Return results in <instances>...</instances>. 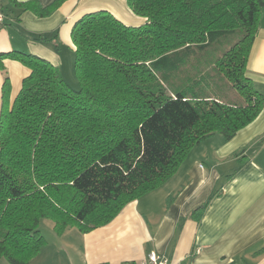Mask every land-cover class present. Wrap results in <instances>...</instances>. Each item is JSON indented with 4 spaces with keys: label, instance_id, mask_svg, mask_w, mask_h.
I'll return each instance as SVG.
<instances>
[{
    "label": "trees",
    "instance_id": "trees-1",
    "mask_svg": "<svg viewBox=\"0 0 264 264\" xmlns=\"http://www.w3.org/2000/svg\"><path fill=\"white\" fill-rule=\"evenodd\" d=\"M65 1L9 0L40 18ZM127 4L147 23L96 11L74 25L79 90L41 57L0 53V262L30 264L46 245L44 220L59 235L108 225L165 184L194 146L215 134L232 140L264 109L248 76L264 0ZM7 59L31 70L14 102ZM226 82L240 101L221 97Z\"/></svg>",
    "mask_w": 264,
    "mask_h": 264
},
{
    "label": "crops",
    "instance_id": "crops-1",
    "mask_svg": "<svg viewBox=\"0 0 264 264\" xmlns=\"http://www.w3.org/2000/svg\"><path fill=\"white\" fill-rule=\"evenodd\" d=\"M38 1L47 7L55 0ZM0 5L5 14L0 53L41 57L59 68L70 85L73 75L65 74L64 51L75 53L72 29L84 15L108 11L129 27L147 23L132 12L127 0H66L45 18L9 0H0ZM4 64L14 102L31 70L15 60ZM248 76L264 95V8ZM3 83L0 71V110ZM205 204L197 220L194 213ZM152 253L169 264H264V109L232 140L215 134L194 146L165 184L128 204L108 225L88 233L68 228L59 235L53 224L52 239L46 238L30 264L141 263ZM4 262L0 264H9Z\"/></svg>",
    "mask_w": 264,
    "mask_h": 264
},
{
    "label": "rangeland",
    "instance_id": "rangeland-1",
    "mask_svg": "<svg viewBox=\"0 0 264 264\" xmlns=\"http://www.w3.org/2000/svg\"><path fill=\"white\" fill-rule=\"evenodd\" d=\"M5 1V0H2ZM64 57H65V66L68 65V67H66V76L69 75V73H71V75H73L72 79V83L71 86L76 89L79 90L80 89V82L76 76L75 73V53L70 54V51H64ZM68 59L71 61L70 64H68ZM219 93L221 94V97L227 101V102H236L237 99L240 101L241 99L239 98L237 92L231 87V85L229 83H224L222 84V86L219 87ZM41 232L43 234V236L47 239H52V229H53V223L50 220H44L42 222V226H41ZM3 262L6 261V259L2 260ZM5 263V262H4Z\"/></svg>",
    "mask_w": 264,
    "mask_h": 264
},
{
    "label": "built area",
    "instance_id": "built-area-1",
    "mask_svg": "<svg viewBox=\"0 0 264 264\" xmlns=\"http://www.w3.org/2000/svg\"><path fill=\"white\" fill-rule=\"evenodd\" d=\"M4 21H5V14L0 5V27L3 26ZM125 264H169V262L165 257L158 255L157 253H152L151 255H149L147 260L141 263H125Z\"/></svg>",
    "mask_w": 264,
    "mask_h": 264
}]
</instances>
